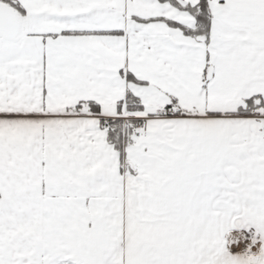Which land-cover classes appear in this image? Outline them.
I'll return each instance as SVG.
<instances>
[{"label":"snow or ice","instance_id":"obj_1","mask_svg":"<svg viewBox=\"0 0 264 264\" xmlns=\"http://www.w3.org/2000/svg\"><path fill=\"white\" fill-rule=\"evenodd\" d=\"M0 264H264V0H0Z\"/></svg>","mask_w":264,"mask_h":264}]
</instances>
